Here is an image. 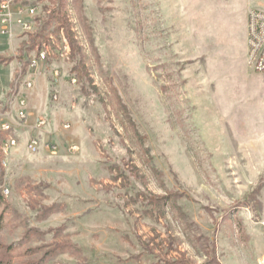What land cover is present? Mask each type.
Instances as JSON below:
<instances>
[{
    "label": "rangeland",
    "instance_id": "obj_1",
    "mask_svg": "<svg viewBox=\"0 0 264 264\" xmlns=\"http://www.w3.org/2000/svg\"><path fill=\"white\" fill-rule=\"evenodd\" d=\"M19 1L35 13L0 34V264H264L248 0Z\"/></svg>",
    "mask_w": 264,
    "mask_h": 264
},
{
    "label": "built area",
    "instance_id": "obj_2",
    "mask_svg": "<svg viewBox=\"0 0 264 264\" xmlns=\"http://www.w3.org/2000/svg\"><path fill=\"white\" fill-rule=\"evenodd\" d=\"M264 1V0H256ZM249 8L246 17V63L248 67L255 72L264 73V7L259 4H252V0H248ZM35 13V6L27 4L19 0H0V34L12 35L14 27H19L21 30H29L32 16ZM48 48L39 52L40 59H45L48 55ZM36 61L30 63V67H34ZM26 85L31 86V82L27 81ZM24 101H21L23 104ZM27 115L21 113L20 118L26 119ZM45 124L44 119L37 120V127ZM68 123L64 124V128H68ZM3 131H8L10 125L3 123L1 126ZM14 138L9 137L1 144V150L6 154L9 149L15 145ZM37 140L32 139L29 143V148L35 151L37 148ZM52 151L55 150L54 145H47ZM7 192V189L4 190Z\"/></svg>",
    "mask_w": 264,
    "mask_h": 264
},
{
    "label": "trees",
    "instance_id": "obj_3",
    "mask_svg": "<svg viewBox=\"0 0 264 264\" xmlns=\"http://www.w3.org/2000/svg\"><path fill=\"white\" fill-rule=\"evenodd\" d=\"M0 166H1V165H0ZM6 203H7V202H6V200H5L4 195L0 192V208H1V207H6V206H7Z\"/></svg>",
    "mask_w": 264,
    "mask_h": 264
},
{
    "label": "bare ground",
    "instance_id": "obj_4",
    "mask_svg": "<svg viewBox=\"0 0 264 264\" xmlns=\"http://www.w3.org/2000/svg\"><path fill=\"white\" fill-rule=\"evenodd\" d=\"M31 23H32V21H31ZM31 23H29V26H30Z\"/></svg>",
    "mask_w": 264,
    "mask_h": 264
}]
</instances>
